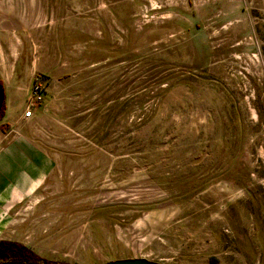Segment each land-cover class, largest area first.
Masks as SVG:
<instances>
[{
	"label": "rangeland",
	"instance_id": "rangeland-1",
	"mask_svg": "<svg viewBox=\"0 0 264 264\" xmlns=\"http://www.w3.org/2000/svg\"><path fill=\"white\" fill-rule=\"evenodd\" d=\"M36 1L11 35L57 168L1 236L69 264H264V0Z\"/></svg>",
	"mask_w": 264,
	"mask_h": 264
},
{
	"label": "crops",
	"instance_id": "crops-1",
	"mask_svg": "<svg viewBox=\"0 0 264 264\" xmlns=\"http://www.w3.org/2000/svg\"><path fill=\"white\" fill-rule=\"evenodd\" d=\"M10 2L6 0L7 7L0 8V79L5 94V113L0 121V215L5 216L21 212L14 210L16 205L50 183L57 168L56 159L32 135V128L45 113L39 108L32 119L24 118L35 78L33 72H26L22 79L18 39L11 35L40 17L41 2L29 0L20 4L22 11L18 13L11 11ZM14 238L19 237L0 234V241L17 242Z\"/></svg>",
	"mask_w": 264,
	"mask_h": 264
},
{
	"label": "trees",
	"instance_id": "trees-1",
	"mask_svg": "<svg viewBox=\"0 0 264 264\" xmlns=\"http://www.w3.org/2000/svg\"><path fill=\"white\" fill-rule=\"evenodd\" d=\"M0 87L3 92V102L0 107V121L5 113V94L2 81ZM0 264H69L59 260L41 258L24 244L13 241H0Z\"/></svg>",
	"mask_w": 264,
	"mask_h": 264
},
{
	"label": "built area",
	"instance_id": "built-area-1",
	"mask_svg": "<svg viewBox=\"0 0 264 264\" xmlns=\"http://www.w3.org/2000/svg\"><path fill=\"white\" fill-rule=\"evenodd\" d=\"M46 92V81L40 77H37L34 80L30 91L26 111L24 113L25 119H32L34 117L35 110L39 109L45 101Z\"/></svg>",
	"mask_w": 264,
	"mask_h": 264
},
{
	"label": "water",
	"instance_id": "water-1",
	"mask_svg": "<svg viewBox=\"0 0 264 264\" xmlns=\"http://www.w3.org/2000/svg\"><path fill=\"white\" fill-rule=\"evenodd\" d=\"M3 102V92L0 87V107ZM105 264H159L153 261H149L144 258H134V259H123V260H115V261H110Z\"/></svg>",
	"mask_w": 264,
	"mask_h": 264
}]
</instances>
